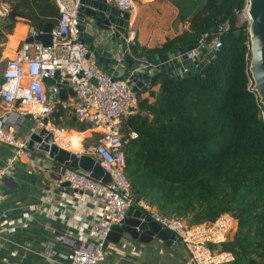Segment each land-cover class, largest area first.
Masks as SVG:
<instances>
[{"label": "trees", "instance_id": "trees-1", "mask_svg": "<svg viewBox=\"0 0 264 264\" xmlns=\"http://www.w3.org/2000/svg\"><path fill=\"white\" fill-rule=\"evenodd\" d=\"M168 1L177 9L176 21L187 27L153 47L140 45L135 35L139 55L209 43L220 24L229 27L200 70L178 79L162 74L148 91L137 93L134 112L122 120L131 207L142 200L189 226L227 213L233 219L227 239L211 245L213 252L230 255L221 264H264L263 108L250 90L248 23L237 24L246 0ZM57 17L54 0H11L4 20L9 30L23 21L40 31L45 24L55 26ZM50 122L65 130L88 129L59 102ZM72 135L81 142V135ZM96 139L91 132L83 147Z\"/></svg>", "mask_w": 264, "mask_h": 264}, {"label": "built area", "instance_id": "built-area-1", "mask_svg": "<svg viewBox=\"0 0 264 264\" xmlns=\"http://www.w3.org/2000/svg\"><path fill=\"white\" fill-rule=\"evenodd\" d=\"M102 1L121 11L130 12L135 7V0ZM54 3L58 17L50 32V45L45 47L39 42L23 43L16 57L6 63L1 74L0 100L4 114L0 115V143L9 147L10 154L0 165V183L12 176L14 167L23 159L41 169L42 159L35 156L27 145L30 135L41 129L52 134L53 144L57 148L77 156H91L108 174L109 182L94 180L78 170L62 165H56L54 171L61 184H68L65 187L67 190L80 192L102 206L105 226L95 234V243L88 250L73 251L68 263L99 264L105 259L102 243L107 231L123 220L132 204L123 170L125 160L121 123L134 112L137 93L132 91L128 81L114 80L93 57H87L88 48L81 41L77 29L79 0H54ZM246 9L247 1L244 12ZM10 11L11 0H0V19H4ZM228 27V22L217 27V34L207 43L204 56L221 46L219 34ZM36 32L31 30V36ZM134 38L135 31L129 28L126 41L133 43ZM202 45L189 51L187 58L198 55ZM55 76L56 83H66V88L73 90L71 99L59 102L58 87L55 84L46 89L44 83ZM57 102L63 107H70L76 121L96 133L97 139L93 144L85 148L80 142L77 150L71 148L62 136L63 129L54 127L50 122V115ZM20 116H28L31 122L25 138L15 133L16 121ZM260 116L264 123V110ZM9 117H13L12 120ZM134 135L131 133V136ZM136 205L138 210L169 230L175 240L186 248L190 264H221L230 258L228 253H215L211 249V245L227 239L233 225L229 214H221L210 223L189 226L182 220L159 215L142 200L137 201Z\"/></svg>", "mask_w": 264, "mask_h": 264}, {"label": "crops", "instance_id": "crops-1", "mask_svg": "<svg viewBox=\"0 0 264 264\" xmlns=\"http://www.w3.org/2000/svg\"><path fill=\"white\" fill-rule=\"evenodd\" d=\"M139 1L141 5L135 4L129 12V28L133 29L139 13L148 12L140 28L133 29L140 45L153 47L187 27L176 21L177 12L171 7V15L165 20L170 16L172 19L163 22L168 12L158 6L168 7L165 1ZM31 30L23 21L16 22L11 30L6 28L5 20L0 22V83L6 63L16 57L21 45L31 37ZM44 85L48 90L53 83L46 81ZM3 114L0 100V115ZM30 125L28 116L18 117L16 135L25 138ZM63 132L81 135L83 139L91 133L89 129ZM9 154V147L0 143V165ZM33 154L42 159L41 169L23 159L14 167L12 176L0 183V264H68L73 251L90 249L95 234L105 226L102 206L80 192L62 187L54 171L56 164L43 152L35 150ZM104 252L105 259L99 264H190L186 248L175 239L166 246L161 240L141 243L123 234L118 243H108Z\"/></svg>", "mask_w": 264, "mask_h": 264}, {"label": "water", "instance_id": "water-1", "mask_svg": "<svg viewBox=\"0 0 264 264\" xmlns=\"http://www.w3.org/2000/svg\"><path fill=\"white\" fill-rule=\"evenodd\" d=\"M246 1L250 90L257 96L264 110V0ZM129 18V12L118 10L102 0H79L77 29L81 41L88 48L87 57H93L114 80L128 81L135 93L148 91L162 74L172 79L190 76L200 70L213 54L211 51L204 56L207 43H203L200 53L190 59L187 58V53L196 46L177 47L162 55H139L135 45L126 41ZM53 27V24L43 25L26 43L39 42L45 47L49 46ZM56 80L55 76L47 81L58 87V101L62 103L68 96H73V90L66 88V83H56ZM27 145L32 152L37 150L45 153L56 165L78 170L103 183L110 180L91 156H77L57 148L53 144L52 134L43 129L31 134ZM67 185L61 184L62 187ZM123 234L141 243L161 240L166 246H170L175 239L169 230L134 207L128 209L119 224L107 231L102 249L108 243H118Z\"/></svg>", "mask_w": 264, "mask_h": 264}, {"label": "rangeland", "instance_id": "rangeland-1", "mask_svg": "<svg viewBox=\"0 0 264 264\" xmlns=\"http://www.w3.org/2000/svg\"><path fill=\"white\" fill-rule=\"evenodd\" d=\"M163 1H165V5H167V3L170 5H168V7H163V5L162 6H158L159 7V9H160V7L161 8H163V10L164 11H166V12H168L167 13V16H163L164 17V20L166 19V17H168L169 16V11H168V9H170V7L172 8V9H175L176 10V12H177V9L174 7V5H172L168 0H163ZM200 1V0H199ZM135 2V4L136 5H141V2L139 1V0H135L134 1ZM147 13L148 12H141V13H139V15L135 18V21L133 22V29H135V30H137V29H139L140 28V26L146 21V18L148 17L147 16ZM171 15V14H170ZM172 19V16H170L167 20H163V22H170V20ZM4 20H0V22L2 23ZM245 22H248V19H247V15H246V13L244 12V10H242L240 13H239V15L237 16V24L240 26V25H242V24H244ZM179 23V22H178ZM177 24V23H176ZM74 134V133H73ZM62 136L63 137H65V138H67V139H69V140H72L73 139V135L72 134H70V135H67V134H62ZM83 139V138H82ZM68 141V140H67ZM71 142V141H70ZM79 144H80V142H79ZM83 146V145H82ZM85 148H87L86 146H84Z\"/></svg>", "mask_w": 264, "mask_h": 264}, {"label": "bare ground", "instance_id": "bare-ground-1", "mask_svg": "<svg viewBox=\"0 0 264 264\" xmlns=\"http://www.w3.org/2000/svg\"><path fill=\"white\" fill-rule=\"evenodd\" d=\"M70 146H71V148L73 149V150H77L78 148H79V145L78 144H70Z\"/></svg>", "mask_w": 264, "mask_h": 264}]
</instances>
